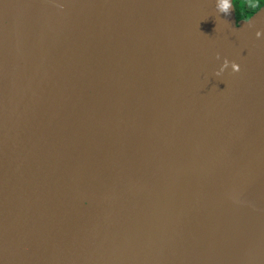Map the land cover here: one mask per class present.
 <instances>
[{"label":"water","instance_id":"95a60500","mask_svg":"<svg viewBox=\"0 0 264 264\" xmlns=\"http://www.w3.org/2000/svg\"><path fill=\"white\" fill-rule=\"evenodd\" d=\"M220 3L0 0V264H264V5Z\"/></svg>","mask_w":264,"mask_h":264},{"label":"trees","instance_id":"16d2710c","mask_svg":"<svg viewBox=\"0 0 264 264\" xmlns=\"http://www.w3.org/2000/svg\"><path fill=\"white\" fill-rule=\"evenodd\" d=\"M236 18L245 19L255 12L259 7L264 5L262 0H233Z\"/></svg>","mask_w":264,"mask_h":264},{"label":"clouds","instance_id":"9594fccd","mask_svg":"<svg viewBox=\"0 0 264 264\" xmlns=\"http://www.w3.org/2000/svg\"><path fill=\"white\" fill-rule=\"evenodd\" d=\"M262 2H264V0H262ZM218 7H219V10L225 15L230 14L229 9H228V0H221V3L219 4ZM257 35H259V33H257ZM228 64H229V61L225 60V66H227ZM231 66L234 71H239V65L232 63ZM217 74L219 75V73Z\"/></svg>","mask_w":264,"mask_h":264}]
</instances>
